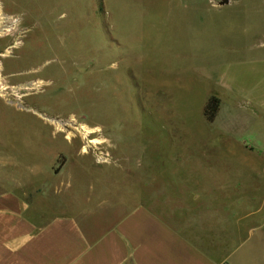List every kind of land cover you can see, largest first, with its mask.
Masks as SVG:
<instances>
[{
    "label": "rangeland",
    "instance_id": "rangeland-1",
    "mask_svg": "<svg viewBox=\"0 0 264 264\" xmlns=\"http://www.w3.org/2000/svg\"><path fill=\"white\" fill-rule=\"evenodd\" d=\"M222 1L0 0V195L41 222L92 184L148 204L210 167L264 224V0ZM259 231L236 264H264Z\"/></svg>",
    "mask_w": 264,
    "mask_h": 264
},
{
    "label": "crops",
    "instance_id": "crops-1",
    "mask_svg": "<svg viewBox=\"0 0 264 264\" xmlns=\"http://www.w3.org/2000/svg\"><path fill=\"white\" fill-rule=\"evenodd\" d=\"M189 169L192 181L161 185L151 203L122 196L118 184H92L88 189L98 197L78 200L72 213L41 222L29 216L32 208L21 197L3 193L0 264H236L264 224L245 208L249 200L235 197L242 182H209L231 172ZM68 172L67 163L59 176ZM88 225L105 227L92 238Z\"/></svg>",
    "mask_w": 264,
    "mask_h": 264
},
{
    "label": "trees",
    "instance_id": "trees-1",
    "mask_svg": "<svg viewBox=\"0 0 264 264\" xmlns=\"http://www.w3.org/2000/svg\"><path fill=\"white\" fill-rule=\"evenodd\" d=\"M220 102L216 97H212L204 109V116L208 123H213L216 120L219 112Z\"/></svg>",
    "mask_w": 264,
    "mask_h": 264
},
{
    "label": "water",
    "instance_id": "water-1",
    "mask_svg": "<svg viewBox=\"0 0 264 264\" xmlns=\"http://www.w3.org/2000/svg\"><path fill=\"white\" fill-rule=\"evenodd\" d=\"M229 1L228 0H223L222 2L219 3L220 6H224L226 4H228Z\"/></svg>",
    "mask_w": 264,
    "mask_h": 264
},
{
    "label": "bare ground",
    "instance_id": "bare-ground-1",
    "mask_svg": "<svg viewBox=\"0 0 264 264\" xmlns=\"http://www.w3.org/2000/svg\"><path fill=\"white\" fill-rule=\"evenodd\" d=\"M33 87H35V86H33ZM0 97H3V96H1V94H0Z\"/></svg>",
    "mask_w": 264,
    "mask_h": 264
}]
</instances>
